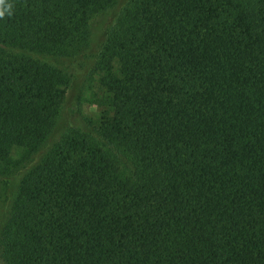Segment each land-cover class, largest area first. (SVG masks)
<instances>
[{
    "label": "trees",
    "instance_id": "trees-1",
    "mask_svg": "<svg viewBox=\"0 0 264 264\" xmlns=\"http://www.w3.org/2000/svg\"><path fill=\"white\" fill-rule=\"evenodd\" d=\"M116 1L0 2V167L45 140L69 82L17 52L83 54ZM93 70L111 150L64 133L19 185L0 264H264V0H130Z\"/></svg>",
    "mask_w": 264,
    "mask_h": 264
},
{
    "label": "rangeland",
    "instance_id": "rangeland-1",
    "mask_svg": "<svg viewBox=\"0 0 264 264\" xmlns=\"http://www.w3.org/2000/svg\"><path fill=\"white\" fill-rule=\"evenodd\" d=\"M130 0H117L109 9L97 13L91 20L92 34L87 50L76 57H59L49 53L19 50L17 53L40 63H47L56 69L67 73L69 82L66 85V94L58 119L45 140L36 148H18L13 152L10 162L0 167V229L4 216L10 210L19 185L24 176L38 163L49 151L54 148L64 133L71 127H79L90 132L96 142L105 150L110 151L108 145L97 136L95 124H98L99 108L95 96L98 88L99 75L93 70L99 52L107 35L121 11ZM92 121V123H89ZM111 154H114L111 152ZM120 155L124 160H132V154L126 149Z\"/></svg>",
    "mask_w": 264,
    "mask_h": 264
},
{
    "label": "clouds",
    "instance_id": "clouds-1",
    "mask_svg": "<svg viewBox=\"0 0 264 264\" xmlns=\"http://www.w3.org/2000/svg\"><path fill=\"white\" fill-rule=\"evenodd\" d=\"M0 2H2V0H0ZM0 15H3V13H2V12H0Z\"/></svg>",
    "mask_w": 264,
    "mask_h": 264
}]
</instances>
